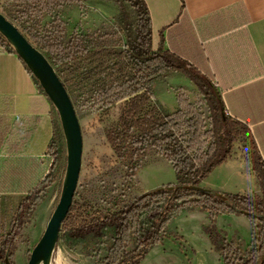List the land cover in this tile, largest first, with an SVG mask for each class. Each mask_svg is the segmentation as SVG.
Wrapping results in <instances>:
<instances>
[{"label":"trees","instance_id":"1","mask_svg":"<svg viewBox=\"0 0 264 264\" xmlns=\"http://www.w3.org/2000/svg\"><path fill=\"white\" fill-rule=\"evenodd\" d=\"M88 1L8 0L20 8L18 23L54 66L60 79L65 78L67 84L100 110L120 106L119 118L108 129L106 139L117 160L128 166L126 190L132 188L140 162L150 150H156L171 164L176 182L124 203L123 194L112 197L107 201V208L88 200L74 202L59 242L70 250L81 248L86 253L95 252L97 257L105 248L106 255L96 258V264H142L162 244L175 220L200 212L208 215L211 225L204 233L223 264H264V160L250 128L226 114L223 97L210 78L176 53L166 50L163 40L155 47L145 0H126L137 13L135 31L121 5V18L128 34L124 49L103 45L115 34L73 32L68 36L58 12L73 5L82 7ZM105 1L121 4L120 0ZM46 17L51 23L43 28L42 20ZM0 44L16 54L1 34ZM171 73L184 76L198 89L207 106L208 118L195 112L184 97L179 98L175 112L155 103V85ZM244 137L252 148L249 161L261 194L241 195L204 187L203 182L232 158L234 145ZM46 156L49 173L34 185L24 184L25 190H15H22L26 196L9 225L0 208V264H16L19 235L57 181L54 171L58 151L53 138ZM51 156L54 157L52 164ZM228 215L246 217L251 222L250 250L218 230L217 219Z\"/></svg>","mask_w":264,"mask_h":264},{"label":"crops","instance_id":"2","mask_svg":"<svg viewBox=\"0 0 264 264\" xmlns=\"http://www.w3.org/2000/svg\"><path fill=\"white\" fill-rule=\"evenodd\" d=\"M145 2L151 15L155 47L163 40L166 50L213 81L229 114L250 128L264 160V0ZM51 109V102L24 62L0 44L2 214L8 201L17 200L15 212L26 196L22 190H15H25L24 184L34 185L49 173L46 154L53 137ZM230 161L217 167L203 185L228 193L221 181L230 182L233 178L226 171ZM230 217L248 228L251 238L241 243L245 250H250L251 222L242 216ZM15 263L28 264L21 246H17Z\"/></svg>","mask_w":264,"mask_h":264},{"label":"rangeland","instance_id":"3","mask_svg":"<svg viewBox=\"0 0 264 264\" xmlns=\"http://www.w3.org/2000/svg\"><path fill=\"white\" fill-rule=\"evenodd\" d=\"M120 2L121 4L114 1L90 0L82 7L73 5L62 9L58 12V16L65 22L68 36L73 32L115 34V37L105 40L103 45L107 48L121 50L125 48L128 38L121 18V5L128 13L134 31L138 19L137 13L130 3L126 0H120ZM19 11L20 8L14 3L0 0V13L30 40L25 28L17 21ZM50 23L51 19L46 17L42 20V27L44 28ZM61 81L66 85L72 99L83 136L82 168L74 202L88 200L102 208H107V201L112 197L123 194L122 202L124 203L147 191L176 182L171 164L156 150H150L141 160L132 188L127 191L128 166L117 160L106 139L108 129L119 118L120 106L113 107L108 111L100 110L89 98L80 95L74 86L67 84L65 78H62ZM154 91L155 103L170 112H175L178 109L179 98L184 97L192 104L195 112L203 114L206 118L209 116L207 106L198 89L178 73L167 75L155 85ZM51 116L52 138L58 151L54 171L57 181L50 188L34 215L26 222L19 235L17 246L25 249L27 262H29L33 249L41 240L60 201L67 168L66 139L60 117L53 106ZM251 153L250 142L245 137L234 145L233 156L226 168L233 178L230 182L225 181L226 183L223 179L220 180L221 185L226 184L228 187V193L261 194L256 175L252 171L249 161ZM51 157V161H53L54 157ZM235 186L237 188H234ZM16 201V199L13 202L8 201L2 214L7 225H9L18 203ZM228 216H221L220 219H217L218 230L225 231L228 238L236 242H243V239L248 242L251 238L248 228L237 219ZM210 225L208 215L204 213L195 212L179 217L170 225L162 244L151 251L142 264H223L204 233V229ZM105 255V248L101 249L100 256L97 257L95 252L86 253L81 248L70 250L62 242H59L52 264H96V258H102Z\"/></svg>","mask_w":264,"mask_h":264},{"label":"water","instance_id":"4","mask_svg":"<svg viewBox=\"0 0 264 264\" xmlns=\"http://www.w3.org/2000/svg\"><path fill=\"white\" fill-rule=\"evenodd\" d=\"M0 34L14 48L58 112L66 139L67 168L61 198L28 262V264H52L62 226L73 205L79 183L83 156L82 129L72 99L54 66L45 54L1 13Z\"/></svg>","mask_w":264,"mask_h":264},{"label":"built area","instance_id":"5","mask_svg":"<svg viewBox=\"0 0 264 264\" xmlns=\"http://www.w3.org/2000/svg\"><path fill=\"white\" fill-rule=\"evenodd\" d=\"M226 114H227V115H230V114H229V111H228L227 109H226ZM51 158H52V157H51ZM52 162H53V161H51V164H52Z\"/></svg>","mask_w":264,"mask_h":264}]
</instances>
